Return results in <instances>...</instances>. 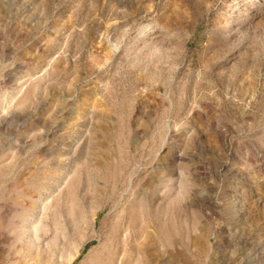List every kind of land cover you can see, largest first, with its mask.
<instances>
[{
	"label": "rangeland",
	"instance_id": "1",
	"mask_svg": "<svg viewBox=\"0 0 264 264\" xmlns=\"http://www.w3.org/2000/svg\"><path fill=\"white\" fill-rule=\"evenodd\" d=\"M0 264H264V0H0Z\"/></svg>",
	"mask_w": 264,
	"mask_h": 264
}]
</instances>
